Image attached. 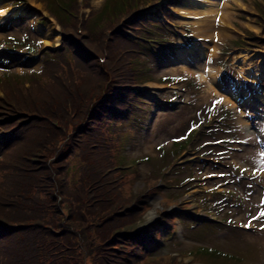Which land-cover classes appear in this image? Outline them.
I'll use <instances>...</instances> for the list:
<instances>
[{
	"label": "rangeland",
	"instance_id": "1",
	"mask_svg": "<svg viewBox=\"0 0 264 264\" xmlns=\"http://www.w3.org/2000/svg\"><path fill=\"white\" fill-rule=\"evenodd\" d=\"M178 14L177 11H175ZM178 20H182V15L178 14ZM244 19L242 13H237L232 20L234 25L241 26L240 21ZM178 25H182V22L176 23ZM186 26V25H185ZM8 29L12 30V25H8ZM16 35V33H14ZM6 35L0 34V38H5ZM223 46L227 47V50L230 48L227 44H223ZM206 47V46H205ZM227 52V51H226ZM240 52L224 54L222 56V67L219 69L223 72V77H227L228 79L234 81V84L237 85L240 91L244 89L248 90L250 97L254 99L253 104H256L257 108L256 114L258 116L261 115V110L264 107V104L258 100V94L255 96V92L252 90L254 89V85L258 88H262L264 90V77L263 71L260 70V64L257 63V56H246L247 57V65L248 68H252V70L259 73V77L257 79L251 80L250 77L244 75V71L239 67L240 61ZM227 57V60H225ZM21 63H26V66L31 67V65L36 64L35 61L29 60ZM257 66V67H256ZM37 67V65H36ZM35 67V68H36ZM218 70V71H219ZM18 71V70H16ZM224 86L223 92H228L229 86L226 84L221 83ZM255 96V97H254ZM228 108V107H227ZM180 109V108H179ZM230 114L224 121L226 124H235L238 120V108L236 111L233 109H228ZM190 116V110L181 108L180 112L175 115H169L167 118L161 114L157 115V119L155 121V125L152 127H145V130L141 131V135L145 134V138L138 137L133 143L136 144L137 148H143L145 143L152 142V144L160 142L167 137L172 136L173 133L179 132L181 133L184 129L183 124L186 121V118ZM234 121V122H233ZM253 125V124H252ZM248 133H243L242 137H244ZM246 152L248 155L252 154L253 161L259 165V161L257 160L258 154H264L262 152V146H264V136L262 137H252L247 141ZM32 176L35 178H48L49 176L52 177L49 173L46 174H37L32 173ZM91 189L89 192L94 194H101L100 187H96V183L90 187ZM82 190V186L78 188V191ZM254 197V196H253ZM87 198H82L81 204H85ZM106 206L104 207L103 214L108 212H114V216H119L122 213H118L122 211L126 207V203L120 202L115 200L114 198L108 196L105 199ZM43 204H46L44 202ZM57 208V203L55 205ZM66 211L65 217L62 215H58L53 228V234L57 238L52 239V247H50V253L54 257H61L62 264H74L76 261L77 264H107L106 260L109 264H123L121 260L118 259V254L114 253L116 248L117 241L116 239H112V237H119L123 235V230L126 228H131L129 232L136 233L138 229L133 230L134 226L136 225V221H130L125 218V214L123 213V217L117 219V223L115 226L112 225V221H105L99 218H88V224L90 225L89 229L85 228V226L81 225L78 222V217L81 219L78 210L75 213H71V211H67L66 208L62 209ZM69 213V215H68ZM95 213V212H93ZM119 233V234H118ZM121 233V234H120ZM94 240V241H93ZM258 240H264V233H252L245 237H240L236 233L222 231L216 237H207L203 239V243L209 244L215 247L222 246L224 248L226 245H230L232 242L236 241H246L257 242ZM93 241V247H90L89 242ZM78 248H81L78 249ZM113 248L111 250L113 253L109 252L107 249ZM89 251L91 252L92 257H88L83 259L82 254L83 252ZM169 249L161 250V254H166ZM191 258H198V251L197 248L190 249ZM72 261L66 263L67 258H72ZM224 258L220 257L218 254H210L208 258L203 259V264H223L222 260ZM224 263H231L230 260H225Z\"/></svg>",
	"mask_w": 264,
	"mask_h": 264
},
{
	"label": "bare ground",
	"instance_id": "2",
	"mask_svg": "<svg viewBox=\"0 0 264 264\" xmlns=\"http://www.w3.org/2000/svg\"><path fill=\"white\" fill-rule=\"evenodd\" d=\"M234 1H235V0H234ZM0 10H2V11H0V15H2V14L4 13L3 7H0ZM199 25L202 26V27H200V28L197 29L198 32H200V33H201V32H204V31H205V28L207 27V26L205 25L204 21H200V22H199ZM247 57H248V56H247ZM256 67H257V66H256ZM211 78H212V80H214V76H213V75H211ZM224 102H228L227 99H225Z\"/></svg>",
	"mask_w": 264,
	"mask_h": 264
},
{
	"label": "snow or ice",
	"instance_id": "3",
	"mask_svg": "<svg viewBox=\"0 0 264 264\" xmlns=\"http://www.w3.org/2000/svg\"><path fill=\"white\" fill-rule=\"evenodd\" d=\"M261 215L264 216V213H261ZM246 226H250V225H246ZM262 227H264V226H262Z\"/></svg>",
	"mask_w": 264,
	"mask_h": 264
}]
</instances>
